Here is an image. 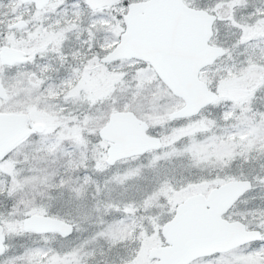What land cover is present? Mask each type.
<instances>
[{"label":"snow or ice","instance_id":"snow-or-ice-1","mask_svg":"<svg viewBox=\"0 0 264 264\" xmlns=\"http://www.w3.org/2000/svg\"><path fill=\"white\" fill-rule=\"evenodd\" d=\"M0 264H264V0H0Z\"/></svg>","mask_w":264,"mask_h":264}]
</instances>
